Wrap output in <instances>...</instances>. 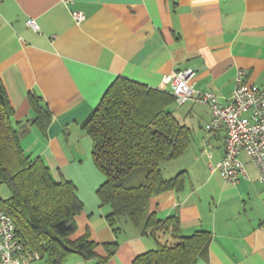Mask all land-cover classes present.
I'll use <instances>...</instances> for the list:
<instances>
[{
    "label": "crops",
    "instance_id": "0c3cea01",
    "mask_svg": "<svg viewBox=\"0 0 264 264\" xmlns=\"http://www.w3.org/2000/svg\"><path fill=\"white\" fill-rule=\"evenodd\" d=\"M73 11L86 19L78 23ZM32 18L38 31L28 24ZM186 68L195 71L194 87L222 101L233 93L239 69L248 71L249 84L263 88L264 0L1 1L0 78L22 147L44 160L56 180L76 184L83 208L72 238L89 235L98 243L96 257L71 254L63 264H132L138 254L180 241L173 225L144 235L122 219V231H114L107 219L111 206L96 194L103 177L82 124L116 77L171 90L164 75ZM31 91L51 113L45 130L35 122ZM190 102L193 118L205 128L209 105ZM203 128H193L186 152L163 165L166 178L185 171V187L153 196L149 209L160 219L177 215L183 236L211 231L208 257L198 264H264V183L246 154L250 179L230 183L212 170L210 163L224 156L226 133ZM112 243L116 248L105 245ZM37 260L42 258L32 264H41Z\"/></svg>",
    "mask_w": 264,
    "mask_h": 264
},
{
    "label": "trees",
    "instance_id": "16d2710c",
    "mask_svg": "<svg viewBox=\"0 0 264 264\" xmlns=\"http://www.w3.org/2000/svg\"><path fill=\"white\" fill-rule=\"evenodd\" d=\"M29 101L35 122L45 130L51 113L37 92L29 93ZM175 105L171 90L118 76L82 124L92 139L93 162L105 175L97 193L102 204L111 206L107 219L114 231H122L121 220L127 218L141 234L173 225L180 238L138 254L132 264H198L208 257L211 231L183 236L177 215L160 219L149 209L153 196L185 187V171L171 178L163 174L164 163L182 156L193 138V129L175 116ZM14 114L0 78V182L12 190L0 198V209L13 218L26 255L39 254L49 264H63L71 254L96 257L98 243L89 235L72 238L83 208L76 184L56 180L44 160L25 152ZM105 245L116 248V243Z\"/></svg>",
    "mask_w": 264,
    "mask_h": 264
},
{
    "label": "built area",
    "instance_id": "2783aa9c",
    "mask_svg": "<svg viewBox=\"0 0 264 264\" xmlns=\"http://www.w3.org/2000/svg\"><path fill=\"white\" fill-rule=\"evenodd\" d=\"M72 15L78 23L86 19L82 11H73ZM28 24L36 31L40 29L33 18ZM194 74L191 68L181 69L164 75L162 82L171 86L179 106L190 101L209 105L211 119L206 124L209 133L225 130L224 156L216 164L210 163V168L219 171L230 183L250 179L243 159L246 154L257 168L259 181L264 183V87L249 84L248 71L239 69L233 93L227 101H222L215 92L194 87L191 84ZM34 258L40 255L35 254L33 258L26 255L13 218L0 209V264H32Z\"/></svg>",
    "mask_w": 264,
    "mask_h": 264
},
{
    "label": "rangeland",
    "instance_id": "374dc122",
    "mask_svg": "<svg viewBox=\"0 0 264 264\" xmlns=\"http://www.w3.org/2000/svg\"><path fill=\"white\" fill-rule=\"evenodd\" d=\"M190 103L191 102H188V104H190ZM199 104H202V103H199ZM190 110H189V107H188L187 103L184 104V106L183 105H181V106L175 105V107H174V114L179 119V121H181L182 123L188 125L191 128L193 126L194 129L201 130L204 127V126H202V124L200 125V123H199V120L201 121V118H199V119L193 118L192 114L194 112L191 113ZM203 129H206V126ZM205 131H207V130H205ZM92 161H93V159H92ZM98 173H99V175H101L103 177V181H102V183H103L105 181V175L99 169H98ZM100 185H99V187H100ZM97 189H96V194L98 195ZM11 194H12V190H11L10 185L7 182H0V198H7V197L11 196ZM98 198H99V196H98ZM106 205H109V204H106ZM123 219L124 220H128L127 218H123ZM128 221H130V220H128ZM37 261H39L41 264H46L47 263L46 259L37 260Z\"/></svg>",
    "mask_w": 264,
    "mask_h": 264
}]
</instances>
